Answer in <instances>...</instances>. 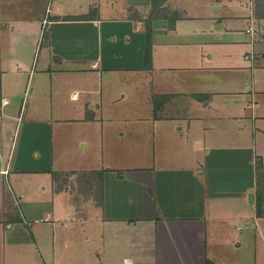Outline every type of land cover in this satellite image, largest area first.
Returning <instances> with one entry per match:
<instances>
[{
    "label": "crops",
    "instance_id": "0c3cea01",
    "mask_svg": "<svg viewBox=\"0 0 264 264\" xmlns=\"http://www.w3.org/2000/svg\"><path fill=\"white\" fill-rule=\"evenodd\" d=\"M263 167L264 0H0V264H264Z\"/></svg>",
    "mask_w": 264,
    "mask_h": 264
},
{
    "label": "rangeland",
    "instance_id": "374dc122",
    "mask_svg": "<svg viewBox=\"0 0 264 264\" xmlns=\"http://www.w3.org/2000/svg\"><path fill=\"white\" fill-rule=\"evenodd\" d=\"M215 1V0H214ZM219 15H223L225 16L224 19H227L226 16L229 15H241L240 16V23L239 25H237L236 29H238L239 31H242L243 33H245L246 27L248 26V20H247V10L245 9L244 11H237L234 8H231L230 10L227 9H223ZM238 24V23H237ZM214 29V36H219L220 34H224L223 32L227 31V27L221 28V27H213ZM217 42H219L218 40H216L215 38L212 40V42L210 43L211 48L210 51L214 52V53H218L224 45H216ZM224 52V51H223ZM139 93V92H138ZM116 97L118 98L117 95H119L120 97L123 95V92H117V94H115ZM143 95H146V93L143 92ZM145 99L141 100L139 98L140 104L135 105L133 112L128 114V119L125 118H121L119 120L116 121V125H112L111 126V130L109 132H107V141H108V148L109 150H111L112 152H114L115 154H120L122 157H118L117 155L113 157H115L117 159V161H119L121 158H125V156L123 155L124 150H126V147H124L130 140V138L132 137V141L134 142V145H138L139 142V138L137 140H135V136L132 135L128 132V131H132L134 129V126H138L139 125V119L145 115L146 113L150 112L152 110L151 107H145L146 106V101H144ZM154 103V102H153ZM152 103V106H153ZM117 103H115V106L112 107H101L100 109H96L95 108V112L97 115L99 116H106L109 117L110 114L111 115H118L121 117H126V111L129 109V107H127L126 109V105L125 102H123V104H121V106L116 105ZM130 105V104H129ZM145 107V109H144ZM144 110V111H143ZM143 111V112H142ZM147 127L150 128V124L146 125ZM103 126L100 125V129H102ZM140 129V126H139ZM138 130V129H137ZM73 131V130H72ZM82 130L76 131L71 133V137H72V141H73V145H72V150L75 151L76 147H79V145L77 144L76 140H77V136L80 134ZM121 131H125V137H119L120 136V132ZM94 133L96 134V132L94 131ZM97 135V134H96ZM152 136V135H151ZM153 137L155 138L156 136L153 135ZM152 137V138H153ZM152 142V141H150ZM107 152V149H106ZM110 152V151H109ZM94 154V152H92ZM134 153L135 155H137L138 153V147H134ZM264 169V167H263ZM261 175V173H260ZM259 187H260V192H262V195L264 196V170L262 171V175L260 180L258 181ZM262 212L264 213V205H262ZM264 216V215H263ZM244 223H242L243 225ZM218 254V253H217ZM219 262V261H218ZM220 263V262H219Z\"/></svg>",
    "mask_w": 264,
    "mask_h": 264
},
{
    "label": "water",
    "instance_id": "95a60500",
    "mask_svg": "<svg viewBox=\"0 0 264 264\" xmlns=\"http://www.w3.org/2000/svg\"><path fill=\"white\" fill-rule=\"evenodd\" d=\"M249 198H250L251 202L254 200V193L253 192L250 193Z\"/></svg>",
    "mask_w": 264,
    "mask_h": 264
}]
</instances>
